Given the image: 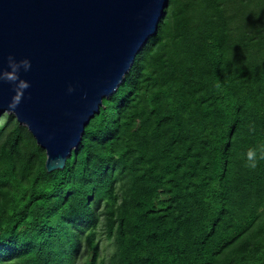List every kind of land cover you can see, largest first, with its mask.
<instances>
[{
    "label": "trees",
    "instance_id": "1",
    "mask_svg": "<svg viewBox=\"0 0 264 264\" xmlns=\"http://www.w3.org/2000/svg\"><path fill=\"white\" fill-rule=\"evenodd\" d=\"M262 147L264 0H169L63 169L0 119V264H264Z\"/></svg>",
    "mask_w": 264,
    "mask_h": 264
},
{
    "label": "water",
    "instance_id": "2",
    "mask_svg": "<svg viewBox=\"0 0 264 264\" xmlns=\"http://www.w3.org/2000/svg\"><path fill=\"white\" fill-rule=\"evenodd\" d=\"M169 0H0V72L9 54L28 58L30 87L15 111L0 81V119L14 114L45 150L48 172L63 169L157 34ZM73 91L69 92L68 88Z\"/></svg>",
    "mask_w": 264,
    "mask_h": 264
},
{
    "label": "clouds",
    "instance_id": "3",
    "mask_svg": "<svg viewBox=\"0 0 264 264\" xmlns=\"http://www.w3.org/2000/svg\"><path fill=\"white\" fill-rule=\"evenodd\" d=\"M7 67L0 72V81L8 83L12 86V95L7 103L8 111H15L20 105L25 90L30 87L29 81L21 76V72H28L31 68V61L28 58L17 60L13 55L9 54L6 58ZM69 92L73 89L70 86ZM245 166L249 169H255L260 160H264V147L257 149H249L244 154Z\"/></svg>",
    "mask_w": 264,
    "mask_h": 264
},
{
    "label": "rangeland",
    "instance_id": "4",
    "mask_svg": "<svg viewBox=\"0 0 264 264\" xmlns=\"http://www.w3.org/2000/svg\"><path fill=\"white\" fill-rule=\"evenodd\" d=\"M5 117V115L3 116ZM4 121V119H2ZM99 244H100V264H110V256L113 252V246L110 241L104 239L103 237L99 238ZM92 258V253L87 252L86 247H83L81 249V252L79 254V260L78 264H84L86 261L90 262Z\"/></svg>",
    "mask_w": 264,
    "mask_h": 264
}]
</instances>
